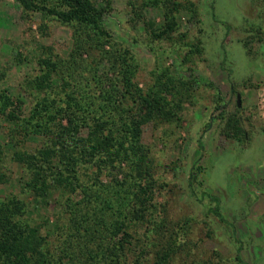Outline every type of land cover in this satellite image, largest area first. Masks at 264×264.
<instances>
[{"label":"rangeland","instance_id":"obj_1","mask_svg":"<svg viewBox=\"0 0 264 264\" xmlns=\"http://www.w3.org/2000/svg\"><path fill=\"white\" fill-rule=\"evenodd\" d=\"M109 1L104 24L139 63L134 80L140 88L151 85L163 68L193 86L180 123L142 127L154 177L163 186L156 201L163 209L157 220L164 219V236L152 234L156 248L175 239L169 264H264V0H178L194 3L196 13L181 8L169 39L151 35L164 21L162 7L144 5L148 0ZM71 35V28L56 19L24 13L16 0H0V87L24 100V114L35 101L25 87L40 72L38 57L60 62L72 47ZM107 68L101 64L99 73ZM231 118L241 128L238 138L224 132ZM8 129L0 116L2 144L8 142ZM41 142L31 135L24 147L34 151ZM5 149L0 199L18 195L28 205V221L40 225L41 234L57 235L67 222L63 206L53 200L37 203L22 187L23 168ZM149 257L153 260L152 252Z\"/></svg>","mask_w":264,"mask_h":264},{"label":"trees","instance_id":"obj_2","mask_svg":"<svg viewBox=\"0 0 264 264\" xmlns=\"http://www.w3.org/2000/svg\"><path fill=\"white\" fill-rule=\"evenodd\" d=\"M16 1L24 13L69 26L72 47L60 62L49 55L38 57L40 72L26 81V90L35 94L27 114L24 100L0 87V116L9 128L7 144L0 143V183L5 180L6 145L23 168V189L37 203L53 200L63 206L67 222L53 237L41 234V226L28 221L22 198L10 194L0 199V264H169L177 244L167 240L156 248L152 235L164 236V219L157 220L163 209L156 201L163 186L154 177L142 127L180 123L193 86L163 68L151 85L140 88L134 80L139 63L104 24L109 0L104 6L95 0ZM143 4L164 11L162 26L151 31L153 39H169L176 32L181 8L196 13L192 2ZM194 51L201 52L198 44ZM101 64L108 66L106 72L99 73ZM230 120L224 132L238 138L241 128L237 119ZM31 135L42 137L34 151L24 147ZM113 173L102 182L103 175Z\"/></svg>","mask_w":264,"mask_h":264},{"label":"water","instance_id":"obj_3","mask_svg":"<svg viewBox=\"0 0 264 264\" xmlns=\"http://www.w3.org/2000/svg\"><path fill=\"white\" fill-rule=\"evenodd\" d=\"M237 103H238V105H239V98H238V102H237Z\"/></svg>","mask_w":264,"mask_h":264}]
</instances>
